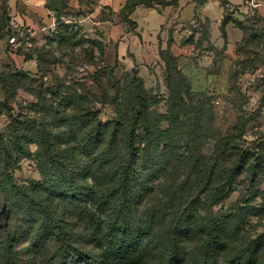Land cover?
Here are the masks:
<instances>
[{
    "label": "rangeland",
    "instance_id": "1",
    "mask_svg": "<svg viewBox=\"0 0 264 264\" xmlns=\"http://www.w3.org/2000/svg\"><path fill=\"white\" fill-rule=\"evenodd\" d=\"M28 3L38 6L32 10ZM224 3L225 17L232 21L214 34L207 22L196 17L194 24L179 31L180 47L174 49L173 36L178 25H168L164 38L157 43V30L165 16L147 7L132 18L133 13L113 11L102 0H0V101H8L15 115L23 113L38 122H51L49 105L38 110L31 107L39 102L36 93L44 89L47 102L55 104L47 88L62 90L59 86H66L96 93V101L104 96L95 107L100 110L102 121L114 120L117 108L112 99L128 92L135 77L155 97L150 107L154 115H166L173 101L180 107L179 95L185 96L187 107L202 111L201 123L208 132L201 139L203 159L189 158L191 150H187L185 132L187 137L182 139L179 151L184 162L181 168L173 165L139 193L141 204L131 215L134 228L139 233L150 232L154 243L146 238L137 242L134 248L140 257L133 264H160L174 246L177 264H202L211 236L216 233L212 229L220 220L211 263L226 264L247 253L253 264H264V161L258 172L250 169L255 159L264 154V21L254 19L259 18L254 17L255 9L236 17V10ZM63 24L74 26L71 32L82 40L74 49L60 45ZM239 24L248 27L247 34ZM13 37L15 44L11 43ZM187 39L192 43L187 44ZM119 51L126 53L125 61L120 59ZM23 54L33 60L27 61ZM106 66L116 67L104 73ZM21 70L35 81L25 78L19 83L11 79ZM98 71L104 90L94 81ZM189 119L185 117L181 123L190 124ZM10 123L8 115L0 116V132L7 140L11 136ZM161 125L167 129L169 123L163 121ZM180 135L181 129L175 136L177 140ZM232 135L235 159L248 153L246 169L228 191L219 190L215 173L211 184L196 191L202 171L213 164L219 139ZM29 149L36 153L38 143ZM225 160V156H220V165ZM16 168L20 184L42 179L38 160L24 157ZM20 221L18 217L14 223ZM78 229L72 250L60 249L56 242L38 246V237H22L15 248L22 252L19 264H58L52 259L57 252L66 254L63 264H111L110 260H118L117 255L114 259L113 254H104L94 244L93 234L85 226ZM8 236L0 230V264H7L2 256L7 255L4 245Z\"/></svg>",
    "mask_w": 264,
    "mask_h": 264
},
{
    "label": "trees",
    "instance_id": "2",
    "mask_svg": "<svg viewBox=\"0 0 264 264\" xmlns=\"http://www.w3.org/2000/svg\"><path fill=\"white\" fill-rule=\"evenodd\" d=\"M177 1L127 0L122 12L131 14L138 6L165 7ZM224 7L226 11L225 4ZM256 16L259 18L255 20L264 21L257 11ZM229 21L232 19L225 17L223 26ZM238 26L247 34L248 27ZM71 27L74 26L63 24L58 39L61 46L71 45L74 49L82 40L71 32ZM186 43L190 44L192 40L187 39ZM23 55L27 61L33 60ZM40 59L41 54V65ZM115 67L106 66L104 73ZM25 78L30 76L23 70L11 75V79L19 83ZM135 78L130 81L128 92L112 99L117 117L107 122L102 121L101 112L95 107L104 96L96 101V93L90 94L79 87H76L79 90L66 86H59L62 90L48 87L47 92L55 99V104L47 102L44 89L37 91L39 102L31 107L38 110L49 105L51 122H38L23 113L15 115L8 101H0V116L8 115L11 119L10 140L0 132V230L9 235L4 245L7 255L2 256L7 264L20 263L22 252L15 248L24 236L38 237V246L56 242L60 249L72 250L80 226H85L86 231L93 234L92 241L104 254L111 257L113 254L114 259L117 255L119 264L139 261L140 254L134 247L141 239L154 243L150 232L139 233L134 228L131 215L141 204L142 194L139 193L144 192L159 174L170 171L173 165L181 168L184 162L179 151L182 139L187 137L185 132L188 133L187 150H191L189 158L203 159L200 155L201 139L208 132L201 123L202 111L187 107L183 95L178 96L180 107L173 101L166 115H154L150 107L155 97L147 93L140 78ZM94 81L100 89H105L99 71L94 74ZM188 98L192 99V96L189 94ZM185 117L191 118L190 124L181 123ZM163 121L169 123L167 129L161 125ZM179 129L181 135L177 140L175 136ZM234 138L232 135L219 139L213 164L202 171L196 191L211 184L216 174L219 190L228 191L244 172L248 153L243 152L239 159H235ZM33 143L39 145L36 153L29 149ZM219 155L225 156L224 164L220 165ZM24 157L38 160L41 180H31L29 185L19 183L15 172ZM263 161L264 154H261L250 169L258 172ZM18 217L21 221L15 224ZM220 224L221 220L212 230L217 233ZM70 228H73L72 232ZM216 233L211 236L202 264H212L218 243ZM60 253H55L52 259L63 264L67 257ZM246 255L242 253L226 264H253L252 258ZM117 261L110 260V263L117 264ZM177 262L178 252L174 246L160 264Z\"/></svg>",
    "mask_w": 264,
    "mask_h": 264
},
{
    "label": "crops",
    "instance_id": "3",
    "mask_svg": "<svg viewBox=\"0 0 264 264\" xmlns=\"http://www.w3.org/2000/svg\"><path fill=\"white\" fill-rule=\"evenodd\" d=\"M224 2L228 3V6H231L233 8L232 10H236V14H235L236 17L244 16V14L247 15L250 12V10L252 11V9H255L259 13V15L264 18V0H205L203 2H199L197 0H178L176 3H173L168 6L165 7L160 6L162 7L161 9H159L160 7L149 8V9H154L155 11L157 10L160 15L165 16V21L162 22L160 28L157 30L158 40L156 42L160 43L161 37L164 38V35L166 33L165 29L168 28V25L172 24L173 22L176 23L179 27V29L176 31V34L174 33L173 36L174 49L179 48L180 46L178 47L177 44L182 39L181 38L182 36L179 31L183 30V27L189 24H194L196 17H200L204 22H207L210 25L211 31L214 32V34L217 33L218 30L220 29V26L224 24L223 23L225 18ZM102 3L108 5L110 8L113 9V11H121L126 5L127 0H102ZM34 5L36 4L28 3V7H30L32 10L35 9ZM143 7L145 6H138L134 10L132 14V18L135 16V13L138 12ZM172 16H174L175 18ZM163 32H165L164 35H162ZM228 32L230 33L229 30ZM240 37L241 35L237 37L236 41ZM118 55L121 60L125 61L124 58L126 53L123 54L120 53L119 51Z\"/></svg>",
    "mask_w": 264,
    "mask_h": 264
},
{
    "label": "built area",
    "instance_id": "4",
    "mask_svg": "<svg viewBox=\"0 0 264 264\" xmlns=\"http://www.w3.org/2000/svg\"><path fill=\"white\" fill-rule=\"evenodd\" d=\"M253 4H254V1H253ZM254 6H256V5H254ZM11 43H12V44H15V43H16V37H13V38H12Z\"/></svg>",
    "mask_w": 264,
    "mask_h": 264
}]
</instances>
